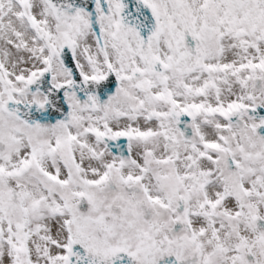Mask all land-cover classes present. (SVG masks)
Wrapping results in <instances>:
<instances>
[{
    "label": "snow or ice",
    "instance_id": "1",
    "mask_svg": "<svg viewBox=\"0 0 264 264\" xmlns=\"http://www.w3.org/2000/svg\"><path fill=\"white\" fill-rule=\"evenodd\" d=\"M0 264H264V0H0Z\"/></svg>",
    "mask_w": 264,
    "mask_h": 264
}]
</instances>
